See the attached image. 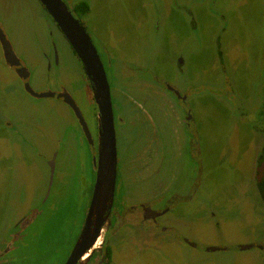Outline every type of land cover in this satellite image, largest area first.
Listing matches in <instances>:
<instances>
[{
	"label": "rangeland",
	"instance_id": "obj_1",
	"mask_svg": "<svg viewBox=\"0 0 264 264\" xmlns=\"http://www.w3.org/2000/svg\"><path fill=\"white\" fill-rule=\"evenodd\" d=\"M61 1L71 11L73 4ZM87 2L88 15L71 13L110 87L113 77L117 86L125 84L124 73L135 77L126 91L114 92L117 104L128 107L114 124L121 205L165 191L181 194L159 219L163 231L119 216L124 223L110 231L104 264H264V251L237 248L264 246V205L255 186L264 146V0ZM2 15V31L23 58L31 88L64 87L95 139L91 89L53 20L35 0H0ZM162 82L185 90L189 126ZM23 89L0 49V250L28 215L35 219L20 232L15 251L32 264H41L38 258L56 264L78 235L90 200L93 147L65 104ZM182 237L197 247L183 245Z\"/></svg>",
	"mask_w": 264,
	"mask_h": 264
},
{
	"label": "water",
	"instance_id": "obj_2",
	"mask_svg": "<svg viewBox=\"0 0 264 264\" xmlns=\"http://www.w3.org/2000/svg\"><path fill=\"white\" fill-rule=\"evenodd\" d=\"M39 2L56 23L81 62L90 82L92 96L97 108L98 138L97 158L93 162L95 166L93 190L83 227L65 262V264H86L94 253L96 246H102L106 230L110 224L115 195L117 152L111 99L104 68L81 23L74 18L68 7L61 0H39ZM0 41L5 58H7L10 48L7 41L2 39V37ZM25 89L36 98L54 96L52 92L35 93L28 85L25 86ZM57 97H63L64 103L72 108L75 116L79 119L88 143L92 144L86 123L81 118L71 97L67 93L59 94ZM50 170L52 175L53 163H50ZM252 247V245H245L241 246L240 249L247 250ZM217 250L214 247L207 248V251L211 252Z\"/></svg>",
	"mask_w": 264,
	"mask_h": 264
},
{
	"label": "flooded vegetation",
	"instance_id": "obj_3",
	"mask_svg": "<svg viewBox=\"0 0 264 264\" xmlns=\"http://www.w3.org/2000/svg\"><path fill=\"white\" fill-rule=\"evenodd\" d=\"M35 1H37V3H39L42 6V4L39 2V0H35ZM73 8H74V6H72L71 11H74ZM43 9H44V7H43ZM45 12L47 13L46 10H45ZM5 20H6V18H4V16L2 15V20H1V17H0V38L2 37V39L7 41V44L9 46V48H10V51H9V54H8L7 58H5L4 51L2 49V45H1V41H0V49H1L2 57H3V62L6 65V67H8L9 69H11L13 71V73L16 75L18 80H20L22 82V86L24 88L23 89L24 92H26L31 97L36 98V97L32 96L31 94H29L26 91V89H25L26 85H28L31 88V86L28 83V80L30 78V73H29V70H27V68L25 67L24 62H23V58L20 57V55L18 54L17 50L15 49V46L12 45V43H10L7 40V37L5 36V32L2 31V29H3V25L2 24H4ZM54 24H55V27L59 30V28H58V26L56 25L55 22H54ZM62 36H63V34H62ZM65 40H66V38H65ZM67 43H68V41H67ZM55 48H56L55 45L52 43V45H51V49L53 51V53L51 54L52 58H53V54H55V57H56ZM46 56L47 55L44 54V57H46ZM47 58L50 59V55H48ZM7 59H8V62H7ZM78 62L81 64L79 59H78ZM131 71L133 73H136V70H134V69H132ZM26 73H27V75H26ZM82 73H83V76L85 77V80H86L89 88L91 89V96H92V88H91L90 82L88 80V77L86 76V74L84 72L83 67H82ZM24 75H26V77H24ZM124 77H126L125 78L126 79L125 84L124 85H118V86H117L115 78L113 77V81H112V86L111 87H110V84H109V82L107 80V77H106V81H107L108 88H109L110 99L112 97V99L114 100V98H115L114 97V95H115L114 92L116 90L118 91V87L121 88V89H119L121 93L126 91L124 89V87H126L127 84L131 85V83H128L129 80H133V78H135V77L132 78V76H131V78L129 79L130 76L126 75L125 73H124ZM145 80H147V78H145ZM161 85L164 87L165 91L169 95L170 94L173 95L172 99H173V102L175 103L176 107L178 108V110L181 113L186 115L184 117L185 118V121L183 122L184 125L186 127L189 126V123H190V120L192 119V117L189 114V112H190L189 109L186 108V107L185 108L183 107L187 103V97L183 96V92L185 90H181L182 93H180L175 88H171V87L167 86L166 84H163V82L161 83ZM32 91H34V90L32 89ZM47 92L54 93V96L50 97V98H56V99L60 100L63 104H65L70 109V111L72 112L73 116L76 119V122H77L78 126L80 127V130H81V133H82L81 134L82 138H84V140L86 141V143L89 146L93 147V158H92V165L93 166L92 167H93V173L95 175V166H94L93 162H94V159L97 158V138H98L97 115L95 114V118H96V137L94 139V137H93L92 133L90 132V130L88 128V125H87V123H86L81 111L77 107L76 103L73 101L74 104H75V107L79 111V114H80L81 118L86 123L87 129L89 130L90 139L92 141V144H89L88 141H87L88 139L84 135V132L82 130V126H81V124L79 122V119L75 116L72 108L68 104L64 103V98L63 97H60V98L57 97V95H59V94L67 93L66 90H64V87L60 86L59 89H57L55 92H53V91H47ZM35 93H38V92H35ZM41 93H45V92H41ZM184 93H186V92H184ZM67 94L70 96L69 93H67ZM39 99H41V98H39ZM71 99H72V97H71ZM92 99H93V96H92ZM112 99H111V107H112V112H113V121H114V124H117V123L122 121L121 119H117L118 111L120 109L125 110L123 108H128V107H124L123 105H118L116 99L114 100V104H113ZM93 102H94V99H93ZM127 106H128V102H127ZM115 138H116V135H115ZM263 147L264 146H262V148ZM262 148H261V150H262ZM261 150H260V152H261ZM117 175H118V161H117ZM93 185H94V181H93ZM255 186H256V184H255ZM116 188H117V176H116L114 201H113V206H112V210H111L110 224H109V226H108V228L106 230V234L104 236L102 246H96V248L94 250V253L91 255L89 261L86 264H104V262H106V261L108 262L109 257H106V249L109 248L110 249V253H111V248L108 246L109 236H111L110 235V233H111L110 231L113 230V228L116 226V224L124 223L123 220L127 216H128L127 217L128 218L127 222L150 223V225H152L154 228H159V231L165 230V226L161 223V221L159 219L161 217H163L164 215H166L170 211V209L174 208L175 205L172 204V202L174 201L173 199H179L180 195H181L179 193H175L174 190L169 191V192L165 191L163 193V195L155 197V199H157V198H159V199L156 200V202L154 204H153V201L155 199L151 198V196H150V198H147L146 201H145V199L143 200L145 203L139 202L137 205L131 206L130 208H125L124 206L121 205V204H123V200H122V197H120L121 194L118 193ZM92 190H93V186H92ZM256 191H257V189H256ZM91 194H92V191H91L90 195ZM90 195H89V198L91 197ZM257 195L259 196L258 192H257ZM263 205H264V203H263ZM88 207H89V203H88V206L85 208V213H84V217H83V220H82V223H81V227L78 230V235L76 236L75 240L73 241V244H72L71 248L66 252L65 256L62 255V257L59 260H56V261H58L56 264H65L66 260L68 259L69 255L71 253V250H72V248H73V246H74V244H75V242H76V240H77V238L79 236V233H80V231H81V229L83 227L84 220H85V217H86V214H87V211H88ZM124 210H125V212L122 213V211H124ZM35 213H36V215H34ZM124 213L126 214L124 219L119 217V216H121ZM39 214H40V211H37V212H34L31 216H34V217L37 218L39 216ZM134 215L137 217V219L132 217ZM24 216L25 215L22 216V219H21L20 222L17 221V223H15V225H13L14 226V230L16 232L14 231V232L11 233L10 240L2 244L3 249L0 250V264H14V263L15 264H32V263H30V262H33V261H30L32 259L30 257L25 256L26 254L22 250L15 251V249L17 248V246L19 244V237H20V234H21L20 232L23 230V228H25L27 226V224H30L31 221H33L35 219V218L28 219V215H27V217H24ZM31 216H29V217H31ZM163 222H168V220H165ZM15 243H16V245H15ZM181 243L183 245L189 246L190 248H196L197 247V244L192 243L191 241H188L187 239H185L183 237L181 238ZM245 245H241V246H245ZM247 245H252V244H247ZM241 246L237 247L240 251H247V250H250V249H253V248H257L259 251H264V246H262L260 244L252 245L253 247L250 248V249H247V250H241L240 249ZM207 248H210V247H207ZM207 248H206V251H207ZM214 248H217V247H214ZM217 249H218L217 251L222 250L220 248H217ZM59 252L60 251L57 250V249L51 250V254H53L55 256L59 255ZM207 252H211V251H207ZM214 252H216V251H214ZM38 260L40 261L41 264H46L47 263V259L46 258H43V259L38 258Z\"/></svg>",
	"mask_w": 264,
	"mask_h": 264
},
{
	"label": "trees",
	"instance_id": "obj_4",
	"mask_svg": "<svg viewBox=\"0 0 264 264\" xmlns=\"http://www.w3.org/2000/svg\"><path fill=\"white\" fill-rule=\"evenodd\" d=\"M74 11H76L79 15H86L89 12L88 5L85 2L78 3L73 8ZM257 164L260 168H258V176L256 179V189L259 194L260 199L264 203V147L262 148L261 152L259 153V156L257 158ZM110 255V249H106V257Z\"/></svg>",
	"mask_w": 264,
	"mask_h": 264
},
{
	"label": "crops",
	"instance_id": "obj_5",
	"mask_svg": "<svg viewBox=\"0 0 264 264\" xmlns=\"http://www.w3.org/2000/svg\"><path fill=\"white\" fill-rule=\"evenodd\" d=\"M81 2H85L87 5H88V8H89V12H90V5L88 4L87 0H67V3L71 5L73 4V6L77 5L78 3H81ZM89 12L86 14L88 15Z\"/></svg>",
	"mask_w": 264,
	"mask_h": 264
}]
</instances>
